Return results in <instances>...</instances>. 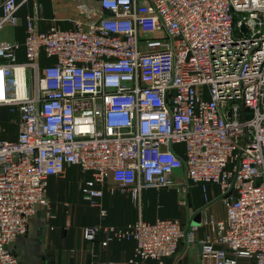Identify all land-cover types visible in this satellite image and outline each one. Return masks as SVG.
Segmentation results:
<instances>
[{
	"label": "built area",
	"instance_id": "built-area-1",
	"mask_svg": "<svg viewBox=\"0 0 264 264\" xmlns=\"http://www.w3.org/2000/svg\"><path fill=\"white\" fill-rule=\"evenodd\" d=\"M72 2V27L40 30L31 13L22 43L0 37V107L18 117L16 138H0V264H21L10 245L38 206L51 215L48 178L70 165L90 173L82 195L100 217L108 180L133 200L174 188L182 204L215 184L225 209L199 240L175 218L83 226L101 247L134 241L127 260L97 264L162 263L180 240L198 264H264V0ZM20 4L0 0V31Z\"/></svg>",
	"mask_w": 264,
	"mask_h": 264
},
{
	"label": "crops",
	"instance_id": "crops-1",
	"mask_svg": "<svg viewBox=\"0 0 264 264\" xmlns=\"http://www.w3.org/2000/svg\"><path fill=\"white\" fill-rule=\"evenodd\" d=\"M21 3L18 11V25L5 27L0 31L1 39L22 43L25 36L26 14L36 13L37 26L47 30L54 23L62 28L72 27L73 23L65 20L66 16H75L76 8L72 0H16ZM40 3L39 10L34 9V3ZM57 19V21H54ZM18 60L24 59L22 49L18 51ZM42 63L52 62V59L42 57ZM12 117V126L7 133L0 132V138L14 140L17 136V115ZM0 125L3 122L0 120ZM183 179V171L176 172ZM89 172L81 171L77 166L66 167L62 176H50L47 181L46 199L49 203L50 216L46 209L38 206L36 213L29 218L27 232L16 238L10 245L11 251L18 257L21 264H97L100 261H123L133 254L134 241L113 240L106 247H101L105 234L97 235L93 243L85 241L81 236V228L87 225L108 224L125 226L136 219L137 208L132 204L127 191L118 189L110 193L109 187H116L108 180L103 186L102 204L106 211L100 217L98 210L88 205L82 196L80 186L90 179ZM117 188V187H116ZM171 194L172 202H165V197ZM79 196V197H78ZM179 198V199H178ZM138 210L143 220L153 222L157 218L178 219L183 227L194 226L195 238L204 239L209 232L205 223L209 218L221 219L225 209L219 197V189L215 184L206 185V192L200 185H190L186 203H180V195L174 189H144L141 191ZM60 202V205H59ZM199 223L193 224L196 215ZM200 256L198 249L187 245L183 240L178 243L175 254L164 258L162 263L149 259L146 264H198ZM206 264H213L212 259H206Z\"/></svg>",
	"mask_w": 264,
	"mask_h": 264
},
{
	"label": "rangeland",
	"instance_id": "rangeland-1",
	"mask_svg": "<svg viewBox=\"0 0 264 264\" xmlns=\"http://www.w3.org/2000/svg\"><path fill=\"white\" fill-rule=\"evenodd\" d=\"M97 13V12H96ZM99 16V14L97 13L95 16H94V18H97ZM12 117H10L8 114H7V112L5 111V109H3V108H1L0 107V120L3 122V126H2V128H3V133H7L8 131H9V129L11 128V126H12V119H11ZM16 123H17V120L15 121ZM13 127V126H12ZM0 134H2V133H0ZM64 175V174H63ZM62 176V175H61ZM56 177H58V176H56ZM165 189H169V188H165ZM172 189H174V188H172ZM80 190H81V186H80ZM175 190V189H174ZM81 192H82V190H81ZM175 192H176V190H175ZM177 193V192H176ZM83 196V195H82ZM79 197V196H78ZM139 199H140V197H139ZM179 199V198H178ZM180 199H181V196H180ZM131 202H132V204H134L135 206H136V208H137V214H136V219L135 220H137V219H139V218H142L141 217V213H140V211L138 210V206H139V201L140 200H133L132 198H131V200H130ZM165 202H167V203H171L172 202V196H171V194H169L168 196H166L165 197ZM59 205H60V202H59ZM116 226V225H115Z\"/></svg>",
	"mask_w": 264,
	"mask_h": 264
},
{
	"label": "water",
	"instance_id": "water-1",
	"mask_svg": "<svg viewBox=\"0 0 264 264\" xmlns=\"http://www.w3.org/2000/svg\"><path fill=\"white\" fill-rule=\"evenodd\" d=\"M199 223V215L197 214L194 218L193 224H198Z\"/></svg>",
	"mask_w": 264,
	"mask_h": 264
}]
</instances>
